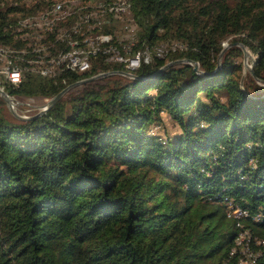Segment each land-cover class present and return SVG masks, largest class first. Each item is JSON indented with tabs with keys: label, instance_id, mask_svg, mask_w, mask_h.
Returning a JSON list of instances; mask_svg holds the SVG:
<instances>
[{
	"label": "trees",
	"instance_id": "1",
	"mask_svg": "<svg viewBox=\"0 0 264 264\" xmlns=\"http://www.w3.org/2000/svg\"><path fill=\"white\" fill-rule=\"evenodd\" d=\"M20 1L0 0V47L21 72L17 85L0 76L7 94L51 99L110 71L98 55L40 74ZM125 1L132 53L180 44L170 58L200 71L154 52L133 78L84 83L26 120L0 99V264H264V0ZM56 39L39 43L72 50ZM229 39L256 56L253 75L238 47L219 60Z\"/></svg>",
	"mask_w": 264,
	"mask_h": 264
},
{
	"label": "rangeland",
	"instance_id": "2",
	"mask_svg": "<svg viewBox=\"0 0 264 264\" xmlns=\"http://www.w3.org/2000/svg\"><path fill=\"white\" fill-rule=\"evenodd\" d=\"M7 1L15 2L16 0H7ZM104 1L107 0H21L19 2L21 11L17 12L16 13L17 15L15 16L18 15L20 16V14L21 15L24 14L23 16L24 18L19 20L21 21V25L30 30H33L32 33L34 35L31 34L32 35L31 38L35 42V45H33L34 46L33 51L39 53V57H37L38 60H36L35 62L39 64V68L41 67L40 70L49 69L54 72L58 68L55 65V63L46 61L48 58L50 60V58H52L53 55H56L58 53L53 54V52H49V47H46L45 44L39 43L40 40L44 38L45 34H49V33H52L55 36V38L58 39V40L56 39V41H64L66 39L69 40L70 36L67 35V32L70 28H74V31L76 32L74 36L77 38H81L80 39L81 41H78L77 38H74L72 42H70L71 40H69V43L72 47L71 49L77 48V46L73 47V45H74V41H78V45H79L78 48H82V49L85 48L86 52H90L89 59L91 61L93 60L92 58H94L92 56V53L95 49L106 50L105 47L109 45L107 43H110L112 39L114 40L115 43L112 44L114 46L112 47L109 56L108 57L105 56V60H106L105 62L106 63L108 62L107 65L110 67V71L108 72H113V73L107 74L104 77L120 76L123 78H133L130 76L131 69L129 68L127 69L125 67L126 62H124V60L129 59L128 57L132 56L131 54L132 51L130 48L128 49L127 46L124 45L129 44L131 46V44H133L134 41L136 42V28L134 26L132 27V23L130 22V16L128 14V11L123 8V6L125 7V5H123V2L125 0H109L108 2H104ZM37 4L40 5V8L42 10L35 12L32 9L35 8ZM51 4H53L52 8L47 9L51 6ZM108 14H110V16L114 15L115 18L111 17L112 20H109L110 17ZM162 42H166V41L158 42L159 44L153 48V51H148V49L142 50L143 52L141 51V53L138 55L139 58L137 59V61L136 60L133 61L132 64H129V66L135 67L136 66L135 62H137L138 64V61H140L142 58H144V60L148 59V55L145 53H149L150 55L151 54L153 55L158 47H159L157 50L158 53H160L161 49L162 51L167 50L165 53L163 54L161 53V55L166 56L165 59L166 62H168V64L177 65L180 63H185V62H181L183 59H179V58L172 59L170 58L169 55L173 53V51L175 50L179 51L182 48L180 44L167 45V44H162ZM237 43L238 42H231L230 39L225 40L222 43L223 47L221 51H223L224 49L223 52L224 54L232 47L240 48L237 45ZM117 45L118 47H116ZM122 47H124L125 49ZM2 49L6 51L7 48H2ZM240 50H241L240 56L238 58L235 57L234 59L235 61L242 64V76H245L247 73H249V68L251 66L252 61H251V57H247L245 59L243 50L241 48ZM248 52H250L252 57H254V59L256 60V56L252 54L250 50H248ZM4 53L5 52L0 51V69L6 63ZM12 55L14 56L13 58L16 57L15 54ZM120 55L122 56L121 60L119 59ZM89 59L88 56L86 57L84 56L82 58V60H84L85 62L90 63ZM93 63L94 61L92 62V64ZM13 64L15 65L16 63L13 62ZM199 69L200 68L198 65V71H200ZM117 72H123V73H117ZM99 74H103V73H99ZM0 76L3 75L0 74ZM80 86L81 85L74 87L72 89L78 88ZM0 88L3 91H5L2 85H0ZM0 99L4 102V105H2L4 114L10 120H25V118H29L33 115H36L39 112H41L42 108L49 101V99H44L39 97L23 98V97L10 96L11 99V107H10V104H8L2 98L1 95H0ZM162 116L164 120L163 128L165 130V133L175 134L174 132H176V127L173 124V122L166 115H162ZM161 128H159V126L157 127L152 126L151 131L154 134H156L157 130ZM164 130H160L159 134L163 135ZM234 214H236V211H234ZM245 237L246 236H243L242 239ZM247 259H249V256H247Z\"/></svg>",
	"mask_w": 264,
	"mask_h": 264
},
{
	"label": "bare ground",
	"instance_id": "3",
	"mask_svg": "<svg viewBox=\"0 0 264 264\" xmlns=\"http://www.w3.org/2000/svg\"><path fill=\"white\" fill-rule=\"evenodd\" d=\"M125 2V3H124ZM123 2V5H125V7L123 6V8L124 9H127V7H128V5H127V2L126 1H124ZM114 8H116V7H114ZM52 13V12H51ZM53 14V13H52ZM56 17V16H55ZM54 20V19H53ZM52 21V20H51ZM53 24H55V23H53ZM49 29V28H48ZM72 32H74L75 33V31H74V28L71 30ZM42 32H43V29H42ZM69 32V31H68ZM91 40V39H90ZM134 41V40H133ZM132 41V42H133ZM90 42V41H89ZM131 42V43H132ZM135 42V41H134ZM88 43V42H87ZM132 45H134V43L133 44H131V46ZM105 46V45H104ZM108 46V47H107ZM106 47H105V49L106 50H100V49H95L94 51H93V53H92V56L93 57H96V56H98V55H104V56H106V57H108L109 56V53H110V51L112 50V47L114 46V45H112L111 43H109V45H107ZM124 46H127V48L129 49H131V46L128 44H126V45H124ZM130 46V47H129ZM83 47V46H82ZM116 47H118V45L116 46ZM120 47V46H119ZM174 47V46H173ZM3 48V47H2ZM2 48H0V51L1 52H5L4 53V57H5V65L0 69V74H2L3 75V77H4V79L7 81V82H9V83H11V84H13V85H17V84H19L20 82H21V72H20V70L19 69H17V67L15 68L14 66H12L11 65V60H9L8 59V57L10 56V54L11 53H13V52H10L11 50H8V49H6V51L5 50H3ZM91 48V47H90ZM89 48V49H90ZM95 48H96V46H95ZM99 48V47H98ZM101 48V47H100ZM122 48H124V47H122ZM134 47H132V49H133ZM159 48V47H158ZM158 48L155 50V55L156 56H158V57H163V55H161V53L163 54V53H165L166 51H162V49L160 50V53H158ZM94 49V48H93ZM121 49V48H120ZM125 49V48H124ZM134 50V49H133ZM132 50V51H133ZM152 51V50H151ZM157 51V52H156ZM41 52V51H40ZM143 52V51H142ZM10 53V54H9ZM141 53V50L140 51H138V52H135V53H131L132 54V58L131 57H128L129 59H127V60H124V62H126V65H125V67L128 69V68H130V66H129V64L130 63H132L133 61H137V59L139 58L138 57V55ZM44 54V53H43ZM145 54H147L148 55V59H150V57H151V55L149 54V53H145ZM89 55H90V52H86L85 51V48H74V49H72V50H70V51H67V52H65V53H60V54H58V55H56V56H53L52 58H50V60H49V58L46 60L47 62L49 61V62H51V63H55V65L58 67L57 68V70H60V68L61 67H65V68H67V69H71V70H76V71H79V72H83V71H86V70H88L89 69V67H90V63L89 62H85L84 60H82V58L85 56H88V59H89ZM3 56V55H2ZM122 56L120 55V60L122 59L121 58ZM126 57V56H125ZM134 57V58H133ZM10 58V57H9ZM90 58H92V57H90ZM107 59V58H106ZM132 59H134V60H132ZM151 59H152V57H151ZM38 60V59H37ZM90 60V59H89ZM88 60V61H89ZM39 63H41V62H39ZM108 63V62H107ZM3 65V64H2ZM37 68V67H36ZM41 68V67H40ZM40 68H39V70H40ZM52 68H53V66H52ZM38 69V68H37ZM12 70H14V71H12ZM57 70H55L54 72L53 71H51V70H49V69H44V70H40V74H42V75H45V76H47V75H52V74H54ZM244 236V235H243ZM242 236V237H243ZM241 237V236H240ZM237 239V238H236ZM246 240V239H245ZM241 241V240H240ZM249 242V241H248ZM247 243V242H246ZM237 245V244H236ZM246 245V244H245ZM248 251V250H247ZM245 254H246V252H245ZM245 263H247V262H242V264H245Z\"/></svg>",
	"mask_w": 264,
	"mask_h": 264
},
{
	"label": "water",
	"instance_id": "4",
	"mask_svg": "<svg viewBox=\"0 0 264 264\" xmlns=\"http://www.w3.org/2000/svg\"><path fill=\"white\" fill-rule=\"evenodd\" d=\"M232 45V44H230ZM237 45L243 50V53H244V56H245V59L247 57H251V66L249 68V73L251 75H253V67L255 65V59L254 57H252V55L250 54V52H248L247 48L242 45L241 43H237ZM224 52V49L223 51L220 52V55H219V60L222 56ZM181 62H187L189 64H191L193 66V69L195 71H198V64L196 62H189L187 60H182ZM172 64H167L166 67L170 66ZM219 68V66H218ZM113 72H107V73H103V74H98V75H95V76H92V77H89V78H86V79H83V80H80V81H77L73 84H70L68 86H66L64 89H62L58 94H56L54 97H52L51 99H49V101L45 104V106L42 108L41 112H39L38 114L36 115H40L44 112H46L50 107H52L60 98H62L70 89L74 88V87H77L79 85H82L84 83H87V82H90V81H93V80H96L98 78H101V77H104L105 75L107 74H111ZM117 73H123V72H117ZM131 77H134L132 74H130ZM262 85H264V82H261ZM0 95L2 96V98L8 103L10 104V107H11V99H10V96L5 92L3 91L1 88H0ZM30 118V117H29ZM22 119V118H21ZM28 119V118H25V120Z\"/></svg>",
	"mask_w": 264,
	"mask_h": 264
},
{
	"label": "built area",
	"instance_id": "5",
	"mask_svg": "<svg viewBox=\"0 0 264 264\" xmlns=\"http://www.w3.org/2000/svg\"><path fill=\"white\" fill-rule=\"evenodd\" d=\"M142 60L143 61H149V59L144 60V58H142L140 61H138V64H137V62H135L136 63L135 67H130L129 69H136L137 67H139ZM130 64H132V63H130ZM12 71H14V70H12ZM240 239L242 240V237H240ZM245 264H249V263H245Z\"/></svg>",
	"mask_w": 264,
	"mask_h": 264
}]
</instances>
